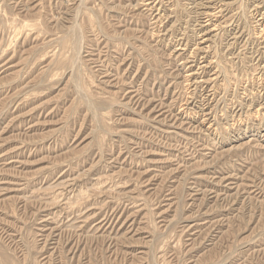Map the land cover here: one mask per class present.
<instances>
[{"label":"rangeland","instance_id":"rangeland-1","mask_svg":"<svg viewBox=\"0 0 264 264\" xmlns=\"http://www.w3.org/2000/svg\"><path fill=\"white\" fill-rule=\"evenodd\" d=\"M0 264H264V0H0Z\"/></svg>","mask_w":264,"mask_h":264},{"label":"bare ground","instance_id":"bare-ground-1","mask_svg":"<svg viewBox=\"0 0 264 264\" xmlns=\"http://www.w3.org/2000/svg\"><path fill=\"white\" fill-rule=\"evenodd\" d=\"M205 2V1H204ZM149 3H150V1H149ZM196 3V2H195ZM147 4V3H146ZM197 5V4H196ZM147 6V5H146ZM182 7V6H181ZM210 7V6H209ZM147 8V7H146ZM149 8V7H148ZM205 12H207V11H205ZM208 13V12H207ZM215 13V12H214ZM212 13H209V15H211ZM179 15V14H178ZM191 16V15H190ZM208 16V15H207ZM209 19H211V18H209ZM76 21V20H75ZM74 29V28H73ZM75 30V29H74ZM139 30V29H138ZM82 32V31H81ZM74 33V32H73ZM73 36H75V34H73L72 35V38H74ZM79 38H80V35H79ZM74 40V39H73ZM76 40H78V38L76 39ZM75 40V41H76ZM83 40V39H82ZM77 42H79V41H77ZM79 46V45H78ZM78 46H77V49H78ZM81 47V46H80ZM79 50V49H78ZM81 50V49H80ZM147 57V56H146ZM145 57V58H146ZM77 60V59H76ZM209 65V64H208ZM81 68V67H80ZM190 79V78H189ZM196 79V78H195ZM194 79V80H195ZM203 80V79H202ZM201 81V80H200ZM211 81V79H205L204 80V83H209ZM199 82V81H198ZM82 88V87H81ZM189 95V94H188ZM132 96V95H131ZM180 121V120H179ZM140 154V153H139ZM251 155V154H250ZM73 228V227H72ZM47 248V247H46Z\"/></svg>","mask_w":264,"mask_h":264}]
</instances>
